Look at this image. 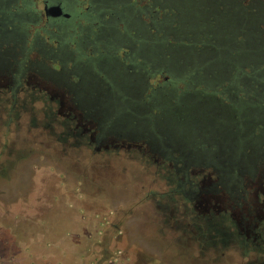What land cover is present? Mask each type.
<instances>
[{
    "label": "trees",
    "instance_id": "16d2710c",
    "mask_svg": "<svg viewBox=\"0 0 264 264\" xmlns=\"http://www.w3.org/2000/svg\"><path fill=\"white\" fill-rule=\"evenodd\" d=\"M99 1L100 11L95 9L96 0H48L49 6L61 2L62 12L70 15L48 21L69 28L67 38L78 52L83 37L78 23L96 21L94 31L118 26L112 19L113 7L121 8L122 0ZM5 3L0 0V42L15 37L11 31L25 23L13 15L20 12L11 4V11L6 10ZM127 4L142 11V24L127 16L126 21L119 20L125 21L119 37L90 36L108 47L107 40L119 39L118 54L106 49L89 52L87 61L74 67L84 77L89 96L67 100L77 113L85 114L82 107L98 112L103 125L134 135L120 139L167 143L172 155L183 151L185 158L213 154L225 158L210 159V164L186 163L185 169L211 167L231 195L246 191V183L264 176V0H147L145 6L129 0ZM59 33L63 36V30ZM116 59L122 68H115ZM2 61L0 54V65ZM53 65L61 64L55 58ZM27 75L34 81L39 77L33 71ZM114 76L119 85L113 83ZM100 80L105 82L103 89L97 85ZM141 80L148 83L143 99L134 98ZM215 187L221 193V187Z\"/></svg>",
    "mask_w": 264,
    "mask_h": 264
},
{
    "label": "rangeland",
    "instance_id": "374dc122",
    "mask_svg": "<svg viewBox=\"0 0 264 264\" xmlns=\"http://www.w3.org/2000/svg\"><path fill=\"white\" fill-rule=\"evenodd\" d=\"M138 1L143 5L147 0ZM43 26V23L33 24L29 38L39 34L52 43L50 36L43 32ZM26 57L36 58L38 55L33 51L25 56L27 60ZM37 80L51 84L40 76ZM9 92L5 90L0 101H9L7 106L10 109L15 101L9 99ZM1 119L0 264H6L10 255H15L13 261L20 264H30L29 257L36 258L38 264H124L110 260L115 246L127 253L132 261L138 252H142L154 259L153 264H194L178 258L177 254L182 251L153 218L152 196L165 195L172 186L160 176L156 163H146L140 151L141 155L135 158L127 148L120 147L111 162L121 176L112 189H108V198L101 208L85 210L87 196L95 194L90 184L84 182V179L90 180L84 173L91 169L86 165L89 156H83L82 152L70 154L76 165L69 168L66 166L69 157L63 146L49 147L40 143L44 136L36 129L28 130L25 124L19 125L16 119L15 122L8 121L6 113L1 114ZM7 142H14L13 150L21 152L19 156L16 152L6 153L4 144ZM141 145L145 146L144 154L148 159L150 156L160 157L145 143ZM7 160L10 165L4 173ZM168 163L171 170L174 163L171 160ZM201 169L190 166L187 172L199 178L201 173L213 171L210 183H215L221 187V192L231 196L213 168ZM245 188L246 191L242 189L235 193L240 196L236 197L238 204L243 202L241 197L244 204L247 200L253 203L257 181L246 183ZM231 200L229 197L226 202L235 205ZM195 201L187 199L185 202L191 205ZM100 217L103 222L97 221ZM117 227L121 232L115 235ZM190 252L194 253V250ZM224 254L226 258L221 261L205 263L247 264L254 258L253 255L251 258L242 255L243 250L234 244L232 248L224 249Z\"/></svg>",
    "mask_w": 264,
    "mask_h": 264
},
{
    "label": "flooded vegetation",
    "instance_id": "af4514ba",
    "mask_svg": "<svg viewBox=\"0 0 264 264\" xmlns=\"http://www.w3.org/2000/svg\"><path fill=\"white\" fill-rule=\"evenodd\" d=\"M111 0H103V3ZM114 1V0H112ZM120 2L121 0H116ZM131 1V0H130ZM138 1V0H137ZM5 9L11 11L10 4L13 8L18 10L20 13L14 12V17H19V20H24L25 23H22L21 28H15L13 35L15 37L4 39V42H0V54L3 57L2 64L0 65V75L7 76V79L4 80L0 78V99H3L5 90H10L9 96L10 100L15 101L12 105L9 112L7 114L8 121L15 122V108L19 104V101L23 100H36V101H47L52 99V90L56 88L59 91L64 87L65 95L68 99L79 101L85 100L88 98L89 93L87 92V84L84 81V77L82 78L78 72L74 70V67L83 61H87L86 56L89 52L107 50L112 54H118V44L119 39L107 40L110 44L109 47L105 46L103 43L95 42L90 37L91 35L97 36L98 40H102V38L106 36L119 37L122 33L121 29L124 27L125 21L128 19L127 16L135 17L142 24L143 14L142 11L137 10L134 5H129L127 2L129 0H122L120 2L121 8H115L113 20H117L116 27H112L109 30L107 28L102 27L98 31H94L97 26L96 21L89 20V24H77L79 20H76L77 24L76 28L78 31L83 33V37H80V43L82 50L81 52L77 51V47L73 45V41L71 38H67V33H69L68 27L61 28L55 21L51 23L48 19H61L62 15L66 16V13H61L59 15H52L48 12V9L51 6L48 5V0H5ZM58 2V1H57ZM59 5L61 2L57 3ZM100 1L96 0L97 9L100 11L102 7L98 5ZM125 2V6L122 4ZM34 3L33 5H31ZM138 4L140 2L138 1ZM31 5V6H30ZM141 5V4H140ZM143 4V6H145ZM119 6V5H118ZM61 7V6H60ZM64 7V6H63ZM65 9V8H64ZM62 11V9H61ZM127 12L128 14H125ZM140 12V13H139ZM103 15L101 12L98 14L99 16ZM70 15L68 14L69 17ZM21 18V19H20ZM120 18H124L125 21L120 23ZM147 18V17H146ZM20 24V22H18ZM43 23V32L48 34L50 39L53 41L52 43H48L43 36L36 34L33 38L30 37V28L33 24ZM140 24V25H141ZM123 25V26H122ZM130 25V24H129ZM72 26V25H70ZM142 26V25H141ZM63 30V36L59 33ZM72 31L75 34V30L72 28ZM97 33V34H96ZM77 36V34H75ZM66 38L67 40H65ZM59 43V46L56 44ZM98 45H97V44ZM95 46V47H94ZM37 53L38 57L29 58L25 56L29 52ZM55 58L60 62V68H54V60ZM115 59V57H114ZM115 68H122L123 63L115 60ZM71 64V67L69 66ZM114 66L111 69L113 70ZM108 72L106 69H104ZM115 70V69H114ZM35 72L41 78L47 80L52 88L47 86L48 84L40 83L38 80H30L31 77L27 75L29 72ZM89 73H94L91 68L88 69ZM104 71V72H105ZM74 75L80 76L77 80L73 77ZM4 80V83L3 81ZM113 83L116 84V78H112ZM38 82V84H37ZM144 80H141V84L139 86L140 92H137L135 95L132 94V97H137L138 99H143V90H145L148 86V83H143ZM43 84V87L40 86ZM105 84L102 80L97 82V85L102 87L101 85ZM120 82H118L119 85ZM5 88V89H4ZM7 88V89H6ZM103 89V87H102ZM127 95V94H126ZM115 98L121 99L122 95L114 94ZM8 99V98H7ZM47 107V106H46ZM85 110V114L81 115V119L74 118V112L68 111L66 116V121L68 123V127L65 129H56L51 127H46L44 124L30 125L28 124L26 128L28 130L36 129L42 136H44L43 140L40 139V143H43L49 147H56L57 145L63 146L65 153H67L68 157L72 153L82 152L83 156H89L87 158L86 165L91 166V169L86 170L84 172L88 179L84 182L90 184V186L95 191L93 197L87 196L84 201V209L89 210L93 208H101L108 198V189H112L118 178L121 176V173L118 172V169L115 167V164L111 161L114 159L113 155L116 153L120 147L127 148L135 158H138V154H143V159L148 164L156 163L159 166V174L161 177L167 179V183L172 184L170 186V190L165 194L159 197L152 196L151 202V210L153 213V218L159 223V227L161 231H165L167 235L173 237L174 242L178 246V248L182 251V253L177 254L179 259H187L193 261L194 264H206L205 262H218L226 258L224 254V249L232 248L233 244L235 246L239 245V247L243 250V254L245 257H253L256 259H264V239L261 236V233L254 229L255 235H249L247 233V224L248 221L254 217V202H249L248 200L244 204V199L241 197L242 204H238L236 200V194L228 196L231 197V201L235 203L237 206H233L230 204L229 208L223 210L222 218L226 219L231 226H235V232L239 233V236L234 241L229 242L226 245H222L219 242V233L215 230H207L204 226V221L202 219L201 213L197 210L194 203L191 205L186 203L187 199L197 200L202 192L206 194L216 193L215 183H203L202 181L207 178V174L201 173L198 177L190 176V172H186V163L191 164H210L209 161L217 160L224 161V159L220 158L219 155L213 154L207 157H184V152L177 153V155H172L171 151L167 149V143L165 146L160 145V143L154 144L152 141H141V142H133L126 141L120 138L134 139V135L131 134V131L121 132L114 130L110 126L103 125V115L98 112L88 110L85 107H82ZM88 110V111H87ZM46 115L44 120L49 117L50 112L46 110ZM91 118L95 123L90 124L87 120ZM32 121L33 118L30 117ZM33 122V121H32ZM116 134V135H114ZM120 137V138H119ZM133 137V138H131ZM25 143V142H24ZM145 143L152 151H156L160 157L150 156V159L147 158L145 153V146L141 145ZM7 154H14L16 152V156H19L21 152L14 149V142H7L4 144ZM87 148L90 151H87ZM140 151V153H139ZM91 156H90V155ZM140 154V155H141ZM108 155V156H107ZM162 156V157H161ZM211 159V160H210ZM172 161V169L168 168V161ZM167 161V162H166ZM10 165V161L7 160L5 163L3 170L6 173ZM76 165V161L74 158L69 157L67 160L66 166L69 168H74ZM247 177V176H246ZM248 179V177H247ZM174 207V212H170V207ZM183 206L188 207L186 210H183ZM233 206V208H232ZM231 209L235 210L237 214H239V218L241 220V224L237 223L233 220L231 216ZM97 221L103 222L102 217L98 218ZM255 221V218L253 219ZM233 222V223H232ZM121 230L117 227L115 231V235L120 233ZM212 238H210V237ZM208 237L210 239H208ZM19 242L16 241V244ZM215 244H218L217 246ZM25 249V248H23ZM190 250H194V253H191ZM196 251V252H195ZM251 253H250V252ZM249 252V253H248ZM15 255H10L6 258V264H20L15 263L13 258ZM252 258L251 260H254ZM29 262L32 264L35 262L38 264L36 258L29 257ZM110 260H116L118 263L122 261L124 264H153L154 259L146 255L142 252H138L136 258L132 261V258L129 257L127 253L122 252L118 247H114L112 249ZM250 260V261H251ZM248 261V262H250ZM247 262V263H248ZM33 263V264H35ZM3 264V263H2ZM256 264V263H254Z\"/></svg>",
    "mask_w": 264,
    "mask_h": 264
},
{
    "label": "water",
    "instance_id": "95a60500",
    "mask_svg": "<svg viewBox=\"0 0 264 264\" xmlns=\"http://www.w3.org/2000/svg\"><path fill=\"white\" fill-rule=\"evenodd\" d=\"M48 12L52 15H59L62 13L61 7L59 5L51 6L48 9ZM68 16V14H65ZM0 78H3L4 80L7 79V76L0 75ZM32 77L30 78V80ZM36 81V80H35ZM38 84V82H37ZM50 88L53 87V85L48 84ZM52 99L47 101H36V100H23L20 102L17 107L15 108V119L16 122L18 120L19 125L25 124V125H37V124H44L46 127L56 128V129H66L68 127V123L65 120L68 111L74 112L75 117L77 119H81L80 113H77L76 108L69 103L67 100V96L65 95L64 90L59 91L56 88L51 91ZM7 102L5 100L0 101V125L1 121V114L6 113V111L10 110L7 106ZM56 102L57 104H55ZM47 106V107H46ZM46 110L50 112L51 115H49L48 118L44 120V117L46 115ZM30 117L33 118V122L30 120ZM90 124H93L94 122L91 120H88ZM213 171L207 172V178L203 180V183H210V181L213 179ZM262 176H258L257 178V188L253 192V197L255 199L254 202V215L252 217L255 218V221L251 218L247 224V233L249 235H252L254 233V229L256 228L257 231L261 233V236L264 239V179ZM255 181V182H256ZM227 194L222 191L221 193H211L206 194L202 193L200 197L196 200V203L194 205L196 206L197 210L201 213V217L204 221V226L207 230H215L219 234V242L222 245H226L231 241H234L238 238L239 233L235 232V226L229 225L228 221L224 218H222V215L220 213L223 212V210L227 209L230 204H228L227 201ZM228 205V206H227ZM226 206L228 208H226ZM170 207V205H169ZM188 207L183 206V210H186ZM171 211L174 212L175 208L170 207ZM230 209V208H229ZM231 216L233 217V220L241 224V220L239 218V214L235 212V210L231 209ZM233 223V222H232ZM210 237V236H209ZM208 237V239H210ZM212 239V238H211ZM216 246L218 244H215ZM251 260V259H250ZM249 260V261H250ZM264 264V259H256L251 260L247 264Z\"/></svg>",
    "mask_w": 264,
    "mask_h": 264
}]
</instances>
